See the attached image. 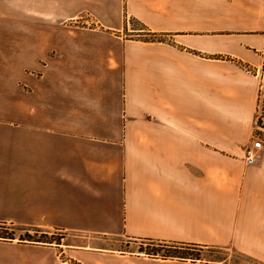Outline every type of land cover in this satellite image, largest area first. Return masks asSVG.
Returning <instances> with one entry per match:
<instances>
[{"label":"crops","instance_id":"crops-1","mask_svg":"<svg viewBox=\"0 0 264 264\" xmlns=\"http://www.w3.org/2000/svg\"><path fill=\"white\" fill-rule=\"evenodd\" d=\"M263 66L264 0H0V224L86 240L0 239V264H264Z\"/></svg>","mask_w":264,"mask_h":264},{"label":"rangeland","instance_id":"rangeland-1","mask_svg":"<svg viewBox=\"0 0 264 264\" xmlns=\"http://www.w3.org/2000/svg\"><path fill=\"white\" fill-rule=\"evenodd\" d=\"M135 28H141L139 25L135 24L134 25ZM243 65V64H242ZM247 70H249L252 73H256L257 71L249 66V65H243ZM260 84H261V88L260 90L263 88L264 89V66H263V70L260 71ZM263 110L261 109L260 114L258 113V116L263 115ZM262 122L263 124H261L260 126L257 124V119H256V124H255V137H254V141L255 140H261L264 144V117L262 118ZM248 149V148H247ZM246 154V152H245ZM246 158V155H245ZM20 227V226H18ZM27 228V227H25ZM34 230V229H33ZM38 231H40L38 234H35L34 231H30V233L33 235H35V237L37 239L43 240L45 241L44 243L47 242H53L55 244H81L84 243L86 240L82 239V238H75V237H71L69 236L67 233L65 232H61V231H50L48 233L40 230V229H36ZM24 231L21 230H16L15 231V236L18 242L19 238L21 235H24ZM46 233L48 236L44 237L42 234ZM27 242V241H26ZM35 243V242H33ZM104 243V242H103ZM109 248L113 247V243L109 242V244L107 245ZM129 244L123 242L119 244V248H121V250L123 252H137V253H143V254H147L149 252H154L155 250H158L160 252V254H167V251L162 249V248H155L153 247L151 244L148 243L147 240H143V241H135V244L133 245L132 248L128 247ZM156 252V251H155ZM187 254H193L196 255L197 252L194 250H190L185 252ZM201 261H206V262H227L230 264H247L248 262H251V259L247 258L246 256L235 252L233 250H228V249H211V250H207L204 249L201 252ZM254 264V263H253ZM259 264V263H256Z\"/></svg>","mask_w":264,"mask_h":264},{"label":"trees","instance_id":"trees-1","mask_svg":"<svg viewBox=\"0 0 264 264\" xmlns=\"http://www.w3.org/2000/svg\"><path fill=\"white\" fill-rule=\"evenodd\" d=\"M144 30V29H143ZM151 34L152 36L147 40L151 41H163L161 37H158L156 33H147ZM155 35V36H154ZM261 109L264 112V89L262 88L259 93V100H258V107H257V124L260 126L263 124L262 118L264 117L263 115H259ZM16 230H21L24 231V235H21L19 238L20 242H35V243H44L45 241L37 239L35 235L31 234L30 231H34L35 234H38L40 231L36 229H30V228H25V227H18L15 225H8V224H0V239L1 240H6V241H13L16 239L15 236V231ZM44 237H47L48 235L46 233L42 234ZM148 241V240H147ZM46 243H53V242H47ZM149 244H151L155 248H162L167 251V254H160L158 250H155L154 252H149L147 255L155 257V258H160V259H179V260H191V261H197L201 260V252L206 249L203 246L199 245H187V244H169V243H161V242H154V241H148ZM157 246V247H156ZM214 249V248H213ZM194 250L197 252L196 255L193 254H187L185 252ZM207 250H211L207 249Z\"/></svg>","mask_w":264,"mask_h":264},{"label":"built area","instance_id":"built-area-1","mask_svg":"<svg viewBox=\"0 0 264 264\" xmlns=\"http://www.w3.org/2000/svg\"><path fill=\"white\" fill-rule=\"evenodd\" d=\"M264 149V144L263 142L259 139V140H255L253 143V147L252 148H248L246 150V161L249 165L255 163V161L257 160V158L259 157L260 153L263 151Z\"/></svg>","mask_w":264,"mask_h":264}]
</instances>
